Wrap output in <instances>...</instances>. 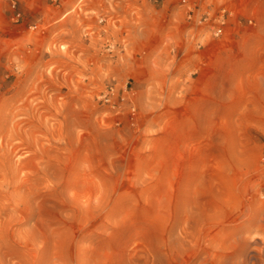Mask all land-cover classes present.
I'll use <instances>...</instances> for the list:
<instances>
[{
    "label": "rangeland",
    "instance_id": "1",
    "mask_svg": "<svg viewBox=\"0 0 264 264\" xmlns=\"http://www.w3.org/2000/svg\"><path fill=\"white\" fill-rule=\"evenodd\" d=\"M262 1L0 0V264H264Z\"/></svg>",
    "mask_w": 264,
    "mask_h": 264
},
{
    "label": "built area",
    "instance_id": "2",
    "mask_svg": "<svg viewBox=\"0 0 264 264\" xmlns=\"http://www.w3.org/2000/svg\"><path fill=\"white\" fill-rule=\"evenodd\" d=\"M261 1L179 0L178 10L185 25V43L200 49L210 42L230 36L237 27L245 30L256 27L254 8ZM186 48H183L181 57Z\"/></svg>",
    "mask_w": 264,
    "mask_h": 264
},
{
    "label": "crops",
    "instance_id": "3",
    "mask_svg": "<svg viewBox=\"0 0 264 264\" xmlns=\"http://www.w3.org/2000/svg\"><path fill=\"white\" fill-rule=\"evenodd\" d=\"M262 2L264 3V0Z\"/></svg>",
    "mask_w": 264,
    "mask_h": 264
}]
</instances>
